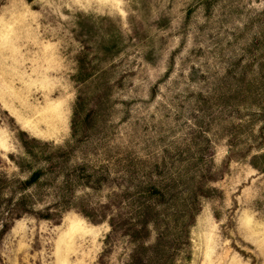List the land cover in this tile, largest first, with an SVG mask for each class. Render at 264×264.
Masks as SVG:
<instances>
[{
    "label": "rangeland",
    "instance_id": "1",
    "mask_svg": "<svg viewBox=\"0 0 264 264\" xmlns=\"http://www.w3.org/2000/svg\"><path fill=\"white\" fill-rule=\"evenodd\" d=\"M31 137L78 142L71 164L93 186L76 196L100 221L17 219L0 264H124L123 237L101 257L103 210L142 220L158 184L157 220L185 223L204 173L218 179L177 264H264V156L250 162L264 154V0H0V173L27 176L9 155Z\"/></svg>",
    "mask_w": 264,
    "mask_h": 264
},
{
    "label": "trees",
    "instance_id": "2",
    "mask_svg": "<svg viewBox=\"0 0 264 264\" xmlns=\"http://www.w3.org/2000/svg\"><path fill=\"white\" fill-rule=\"evenodd\" d=\"M80 72L81 81L87 79L90 73L83 61L80 64ZM79 100L78 98L71 120L74 136L78 133ZM22 146L25 151L24 157H16L13 154L9 157L21 172L28 173L27 176L0 173V238L8 232L15 220L24 216L59 223L65 212L74 209L93 222L100 221L92 218L94 209L81 203L76 196V189L80 185L93 186L91 182L81 180L80 174L86 170V166L71 164L78 142L67 141L63 145H58L31 137L22 140ZM211 154L213 155V150ZM263 156L264 154L252 156L251 164L261 170L256 159ZM230 157L228 156L225 164ZM216 179L218 174L209 173L192 178L187 207L189 220L182 224H179L178 220H167L164 223L157 220L159 199L165 197L164 190L158 184H149L144 192L147 200L142 206V220L122 219L121 214L108 216L103 210L101 219L108 222L110 231L105 238L106 248L101 257L110 253L112 244L119 237H123L131 245L124 264H177L178 256L183 251L190 259V228L200 211V195L207 197L209 194L202 189L206 182ZM47 195L52 197L50 201L46 200ZM104 207L110 209L109 204H105Z\"/></svg>",
    "mask_w": 264,
    "mask_h": 264
}]
</instances>
